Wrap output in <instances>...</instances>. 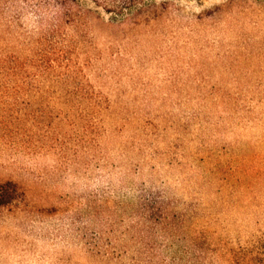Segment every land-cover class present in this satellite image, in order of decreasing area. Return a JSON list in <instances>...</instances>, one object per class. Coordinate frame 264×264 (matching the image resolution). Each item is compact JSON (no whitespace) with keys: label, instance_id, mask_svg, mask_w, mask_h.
<instances>
[{"label":"rangeland","instance_id":"obj_1","mask_svg":"<svg viewBox=\"0 0 264 264\" xmlns=\"http://www.w3.org/2000/svg\"><path fill=\"white\" fill-rule=\"evenodd\" d=\"M232 1L81 0L94 20L75 34L96 57L74 84L103 95L93 143L0 166L27 205L0 208V264H104L88 250L141 242L264 264V0L217 12Z\"/></svg>","mask_w":264,"mask_h":264},{"label":"trees","instance_id":"obj_2","mask_svg":"<svg viewBox=\"0 0 264 264\" xmlns=\"http://www.w3.org/2000/svg\"><path fill=\"white\" fill-rule=\"evenodd\" d=\"M90 1L128 10L138 0ZM236 1L217 12H225ZM92 14L81 0H0V166L17 164L21 156L28 158L40 150L62 152L71 145L82 151L93 143L90 136L97 126L103 95L93 85L74 84L85 66L81 55L87 57L86 63L96 57L83 52L86 39L75 34L81 26L91 28ZM24 16L34 18L31 30L23 23ZM87 44L96 49L93 41ZM76 151L71 154L75 159ZM25 194L12 181L0 178V208H26ZM139 217L143 231L151 229L149 216L143 212ZM143 231L128 242L149 239V231L148 235ZM160 249L141 242L135 248L128 244L120 249L97 246L88 252L100 256L97 259H104V264H112L114 254L121 264H206L203 247L197 244L184 249L181 257L163 258Z\"/></svg>","mask_w":264,"mask_h":264}]
</instances>
